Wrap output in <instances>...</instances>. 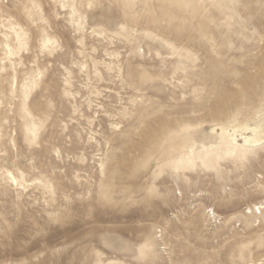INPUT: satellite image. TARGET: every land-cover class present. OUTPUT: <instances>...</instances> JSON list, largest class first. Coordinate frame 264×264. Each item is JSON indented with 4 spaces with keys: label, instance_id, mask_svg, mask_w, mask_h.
<instances>
[{
    "label": "rangeland",
    "instance_id": "374dc122",
    "mask_svg": "<svg viewBox=\"0 0 264 264\" xmlns=\"http://www.w3.org/2000/svg\"><path fill=\"white\" fill-rule=\"evenodd\" d=\"M262 112L264 0H0V264H261Z\"/></svg>",
    "mask_w": 264,
    "mask_h": 264
},
{
    "label": "snow or ice",
    "instance_id": "6c2138e0",
    "mask_svg": "<svg viewBox=\"0 0 264 264\" xmlns=\"http://www.w3.org/2000/svg\"><path fill=\"white\" fill-rule=\"evenodd\" d=\"M21 48H23V44L21 45ZM41 48L43 50H46L48 52H53L56 48V42L52 39H43L41 41ZM261 135H264V112L261 113V129H260ZM261 146L264 147V141L261 142ZM8 176L11 177L12 173H8ZM13 183L16 181L13 179ZM148 249L147 246H141L140 249V256L143 257L146 255ZM261 264H264V261H261Z\"/></svg>",
    "mask_w": 264,
    "mask_h": 264
},
{
    "label": "bare ground",
    "instance_id": "6f19581e",
    "mask_svg": "<svg viewBox=\"0 0 264 264\" xmlns=\"http://www.w3.org/2000/svg\"><path fill=\"white\" fill-rule=\"evenodd\" d=\"M243 127H244V129L249 130L251 132L250 135L244 137L246 142L252 143L254 145H257L259 142L264 140V135H261V132H260V129H261L260 126H257V127L252 126V127H250V126L244 125ZM232 128L234 129V127H232ZM221 132H222V134H224L225 136L229 137L230 139H233V137L229 136L226 133V131H225V129L223 127L221 128ZM257 208L258 209H260V208L264 209V202L263 201L260 202L257 205Z\"/></svg>",
    "mask_w": 264,
    "mask_h": 264
}]
</instances>
